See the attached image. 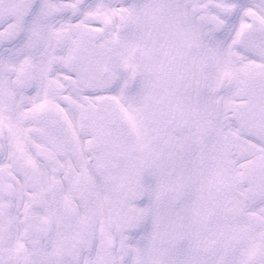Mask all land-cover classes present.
I'll return each mask as SVG.
<instances>
[{
  "label": "snow or ice",
  "instance_id": "snow-or-ice-1",
  "mask_svg": "<svg viewBox=\"0 0 264 264\" xmlns=\"http://www.w3.org/2000/svg\"><path fill=\"white\" fill-rule=\"evenodd\" d=\"M0 264H264V0H0Z\"/></svg>",
  "mask_w": 264,
  "mask_h": 264
}]
</instances>
